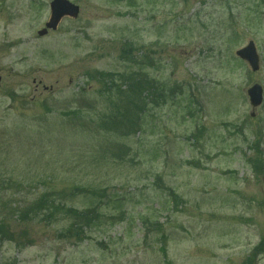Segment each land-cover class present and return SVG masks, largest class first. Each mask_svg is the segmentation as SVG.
Returning a JSON list of instances; mask_svg holds the SVG:
<instances>
[{"label":"rangeland","instance_id":"obj_1","mask_svg":"<svg viewBox=\"0 0 264 264\" xmlns=\"http://www.w3.org/2000/svg\"><path fill=\"white\" fill-rule=\"evenodd\" d=\"M49 1L0 4V264H264L262 0H69L78 17L38 37ZM95 72H139L165 100L134 99L126 134L131 98L109 107ZM42 197L94 208L91 227L29 218Z\"/></svg>","mask_w":264,"mask_h":264},{"label":"trees","instance_id":"obj_2","mask_svg":"<svg viewBox=\"0 0 264 264\" xmlns=\"http://www.w3.org/2000/svg\"><path fill=\"white\" fill-rule=\"evenodd\" d=\"M253 1H257V0H253ZM262 2H263L262 4H264V0H262ZM130 50H131L130 46H126V48L122 50L119 56V59L122 62L123 61L130 62L131 60L133 64H137V62L134 61L136 60L135 57L134 58L127 57V56H130ZM124 54L127 56H125ZM128 73H122V74H120V72H115V73L95 72L94 73L96 75H99L98 79L101 80V83H103L101 94L106 96L109 107L113 106L114 109L119 110L120 107L116 105V102L114 101L115 95L118 98H122V100H124V104L128 102V98H131L128 108L133 111V114L129 116L131 117L129 119L130 125L129 127L126 128V134H128L134 128V126L137 125L136 118L138 119V117H137L136 112L140 110V106L137 102L134 101V99L137 98L138 101L144 102L142 104L145 106L146 103H145L144 98L149 97V95L147 94H149L150 92H155L154 95H158L159 98H162L163 102L165 100L163 96L164 94L163 92H161V90H164V85L161 87L162 83L149 79L146 75L139 74V72H135L132 75H127ZM90 79L92 80V77H90ZM113 92H115V95L113 94ZM154 104H156V102H154ZM124 107L126 108V105ZM126 112H128V110H126L125 113ZM72 114L75 115L74 112H72ZM115 115H120L123 118L125 116L123 113H119V112L116 113ZM109 119H110L111 124L115 125V119L111 116ZM248 160H249L250 165L251 163L253 164V161H255V163L257 162V164L251 165V167L253 168V171L257 172L261 170L260 168H263V161L260 158L256 157V158H252ZM50 202L51 201H48L45 197H42L41 201L37 204V206H34L30 215H28V217L29 218L31 216L35 217L36 215H39V214L43 215L45 213L46 218L49 219L50 221V219H52V217H54V215L58 213L60 210H62V214L66 216H72L69 214V213H72L73 215H75L76 219L69 226L66 233L62 232L63 236H66V238L72 237V236L79 238L81 234H84V231L86 228L91 227L90 216L92 213H94L93 211L94 208H91L90 210H85L84 212H78L77 210L72 209V208H67L65 211H63L64 206L62 204L55 205V203L53 202L50 203ZM49 204L51 205L48 206ZM99 217L100 216H98L97 218ZM263 248H264V243H261L258 245L255 252H258L259 250Z\"/></svg>","mask_w":264,"mask_h":264},{"label":"water","instance_id":"obj_3","mask_svg":"<svg viewBox=\"0 0 264 264\" xmlns=\"http://www.w3.org/2000/svg\"><path fill=\"white\" fill-rule=\"evenodd\" d=\"M78 15V8L68 1L65 0H54L51 3V20L46 25L49 29H56V26L61 18L64 16H69L71 18H76ZM43 32H40L39 35H42ZM235 55L241 60L245 61L250 67L252 72L259 70V57L256 52V48L253 42H248L247 46L236 51ZM262 88L255 84L251 86L246 94L248 96L249 104L252 109L258 108L262 103Z\"/></svg>","mask_w":264,"mask_h":264},{"label":"flooded vegetation","instance_id":"obj_4","mask_svg":"<svg viewBox=\"0 0 264 264\" xmlns=\"http://www.w3.org/2000/svg\"><path fill=\"white\" fill-rule=\"evenodd\" d=\"M2 1H4V0H0V4H2ZM31 1H32V0H31ZM50 2H51V1L47 2V5H49ZM32 3H33V4H37L38 7L41 6V2H39V1L32 2ZM0 6H1V5H0ZM45 24H46V23H45ZM45 24H44V26H45ZM42 29H43V28H41V30H42ZM49 32H50V31H47V33H46L44 36H46Z\"/></svg>","mask_w":264,"mask_h":264}]
</instances>
